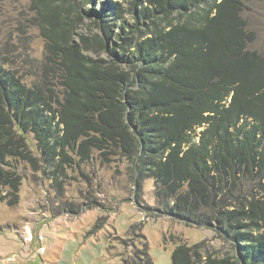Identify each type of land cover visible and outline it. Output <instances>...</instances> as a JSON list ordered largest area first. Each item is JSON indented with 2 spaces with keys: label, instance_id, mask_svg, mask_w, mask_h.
<instances>
[{
  "label": "trees",
  "instance_id": "16d2710c",
  "mask_svg": "<svg viewBox=\"0 0 264 264\" xmlns=\"http://www.w3.org/2000/svg\"><path fill=\"white\" fill-rule=\"evenodd\" d=\"M31 1L46 54L30 82L0 64V198L18 203L23 162L125 158L154 181L149 213L223 234L242 257L180 245L172 264H264V56L243 17L264 0H131L133 22L109 1L117 16L87 9L88 33L78 0ZM121 264L154 262L144 246Z\"/></svg>",
  "mask_w": 264,
  "mask_h": 264
},
{
  "label": "rangeland",
  "instance_id": "374dc122",
  "mask_svg": "<svg viewBox=\"0 0 264 264\" xmlns=\"http://www.w3.org/2000/svg\"><path fill=\"white\" fill-rule=\"evenodd\" d=\"M109 1L122 5V21H132L131 0H78L84 18L79 32H97L96 17L85 11L100 12ZM31 4L0 0V64L8 62L26 82L35 78L46 54ZM105 9L111 20L116 14ZM243 17L255 37L250 50L264 56V1L249 2ZM72 157L63 173H54L42 161L20 164L18 203L0 198V264H121L144 246L154 264H172L180 245H201L203 259L241 260L236 242L223 234L149 213L145 208L157 207L154 181L137 183L134 166L125 158L107 161L96 154L84 162L77 154Z\"/></svg>",
  "mask_w": 264,
  "mask_h": 264
}]
</instances>
